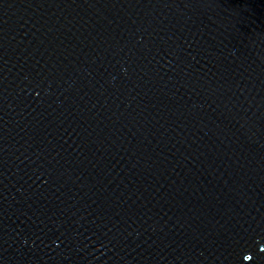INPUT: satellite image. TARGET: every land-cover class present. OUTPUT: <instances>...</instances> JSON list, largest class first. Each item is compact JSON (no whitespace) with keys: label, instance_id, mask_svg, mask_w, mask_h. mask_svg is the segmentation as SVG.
<instances>
[{"label":"water","instance_id":"obj_1","mask_svg":"<svg viewBox=\"0 0 264 264\" xmlns=\"http://www.w3.org/2000/svg\"><path fill=\"white\" fill-rule=\"evenodd\" d=\"M0 264H264V0H0Z\"/></svg>","mask_w":264,"mask_h":264}]
</instances>
